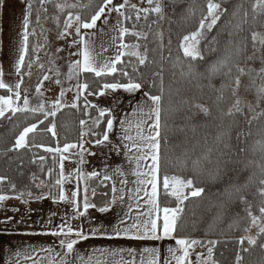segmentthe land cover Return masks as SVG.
<instances>
[{"label": "trees", "instance_id": "16d2710c", "mask_svg": "<svg viewBox=\"0 0 264 264\" xmlns=\"http://www.w3.org/2000/svg\"><path fill=\"white\" fill-rule=\"evenodd\" d=\"M256 1L258 0H215L221 3L226 12L213 29L206 32L205 39L199 45L204 59L192 62L197 73L194 77L181 75V68L174 67L175 57L179 40L183 35L195 31L200 19L206 15L207 0H161L162 19L151 11L155 3L148 4V12L125 7L124 16L128 19L123 17V27L129 31L123 43L140 45L141 54L147 48L148 61L144 65H138L136 57L125 55L121 57L122 63L117 65L116 73L101 77H96L93 73H82L80 80L81 84H88L87 93L97 95L103 90L105 83H127L128 78L122 75L123 71H127L130 77L145 85L144 91L159 95L161 87L163 88L162 108L172 110L178 106L179 101H187L183 105V111L175 112L173 118L167 120V126L162 132V136L168 137V143H161L160 175L192 178L196 187L204 189L200 197H190L184 202V210L174 235L217 241L212 251V261L216 264H237L238 252L242 256L239 264H264V248L260 247L262 238L254 246H249L246 242L241 246L239 243L246 232L244 229L251 222L247 210L250 208L256 216L264 204V194L260 191L264 188L260 184V180L264 179V172L261 171L264 160L260 144L257 143L264 142V94L261 98V114L249 127H245L246 118L243 113L232 111L233 89L236 78L240 77L238 69L247 62L252 47V33L260 30L263 23V17L257 15L254 9ZM101 3L102 0H91L87 7L78 12L81 19L90 18ZM114 3H122V0H114ZM27 4L31 5L28 13L31 24L41 9V1L27 0ZM234 12L237 15L234 16ZM157 30L160 31L158 39L155 38ZM133 33H139L140 37ZM28 39L25 59L29 56L31 46L30 38ZM226 56L229 57L227 64L214 75L210 74V66ZM188 62L185 58V72ZM133 67H138V71L133 72ZM153 82L155 86L150 87ZM0 96H8V91L0 89ZM193 105L206 106L209 114L205 116L199 113ZM229 110L232 111L231 115ZM193 112L197 114L192 116ZM186 116H192L191 121L186 120ZM97 118L102 120L96 127L95 135L88 137L90 143L100 139L109 118H101L93 107H88L80 98L76 108H63L55 117H49L43 125H39V130L30 134L29 147L19 150H10L19 131L30 123L44 120V116L28 112L17 113L11 120L0 118V176L7 178L0 182V194L34 193L35 186L30 182L33 177L47 181L51 189L49 191H55L54 195L58 197L60 190L54 182L59 178V155L45 149L55 148L57 143L62 147L66 143L79 144L82 140L80 120ZM53 122L56 125L57 141L51 133L44 130ZM191 124L196 126L194 134L189 127ZM178 126H184L185 131L180 132ZM238 133L241 134L239 139ZM32 144H42L44 147H33ZM225 144L228 145L227 148L224 147ZM209 148L212 149L210 163H205L196 173L190 162L185 166L186 155L195 158L196 155L207 153ZM221 152L225 154L223 159L228 163L226 166L222 165V171L213 179L210 173L214 172L215 162ZM40 156L45 159L41 161ZM49 169L53 170L51 174ZM96 183L98 188L95 190L96 194L91 195L92 203L103 206L110 200V185ZM102 184L105 185L104 188L100 186ZM241 196L245 198L243 202ZM96 201L102 203L97 204ZM158 201L161 207L176 206L175 198L165 194L162 187ZM242 247L249 250L244 252Z\"/></svg>", "mask_w": 264, "mask_h": 264}, {"label": "snow or ice", "instance_id": "6c2138e0", "mask_svg": "<svg viewBox=\"0 0 264 264\" xmlns=\"http://www.w3.org/2000/svg\"><path fill=\"white\" fill-rule=\"evenodd\" d=\"M43 2V0H41ZM149 4L155 3V6L151 9L152 12L158 14L161 19L163 18V6L161 0H148ZM3 3V0H0V4ZM27 4V0H25ZM128 0H123V3H114V0H102V3L95 10L94 14L90 16V18L81 19L80 15L77 14L74 17L65 21V27H72L73 20L75 21L76 32L80 35V44L81 49L79 52V56L81 57L79 60L75 61L69 67V79L72 78L73 75L79 76L80 73H94L96 77H101L105 75H112L118 71L117 65L122 63L121 57L128 55L132 57H136L138 61V65H144L148 61L147 57V48L144 50V54H141L139 51L140 45H127L123 43L125 35L128 33V29L122 27L123 21L120 20V17H124L128 19V17L124 16L125 7L127 6ZM260 6L264 7V0H259ZM88 5H81V7H87ZM57 7H61L57 5ZM135 7L134 5L132 6ZM207 13L203 16L199 21V26L195 31L189 32L188 34L183 35V37L179 40L178 51L175 57L174 67L181 68V75H187L189 77H194L197 75L195 66L192 62L197 60H203L204 56L200 50L199 45L202 40L205 39L206 32H209L213 29V27L217 24V22L222 18L226 9L221 7V3L215 2V0H207ZM256 7V6H254ZM31 9V5L27 4L24 9V19H23V33H22V44L20 48L19 58L16 62L15 68L17 73L20 72L21 66L25 61V54L27 52L28 47V27H29V11ZM144 12H148L149 9H142ZM117 14V24L113 26V30H118L120 40V45L117 48V54L112 59H102L101 53L96 52L94 43L91 39H85V35H88L86 32L84 35H81V30H92L97 28L98 22L103 20L105 24L109 23V14L111 13ZM233 15H237L236 12ZM247 13H245V16ZM139 19V16H137ZM138 38L140 37L139 33H133ZM231 35V34H230ZM257 33H252L253 41L256 40ZM117 37H113V43H115ZM146 39V37H145ZM264 43V41H261ZM171 43V41H169ZM126 49H130L125 51ZM107 51V49H104ZM163 58V57H162ZM187 58L189 61L187 64V71H184V60ZM229 57L226 56L224 59L218 60L216 63L212 64L209 68L210 74H215L223 68L227 62ZM31 67V64H29ZM241 74H243V69H238ZM138 67H133V72H137ZM231 69H229L230 73ZM228 73H226L227 75ZM122 75L128 78V82H112L103 84V89H110L113 92L117 89H123L128 93H136L142 90L145 85L139 82L138 80H134L129 76L127 71H123ZM258 75L264 78V69H261ZM44 79L47 80L48 76L45 75ZM59 83V81H57ZM236 86L238 87L240 84L239 77L236 78ZM155 84L153 82L150 87H154ZM89 86L87 83L78 85V96L83 95L84 90ZM0 88H7L9 92H12V88H10L7 84H5L2 80H0ZM21 84L17 83L15 85L16 91L14 92L15 101L13 100V96H0V118H6L11 120L17 113H28L31 112L41 113L44 116V120H38L37 123H30L28 126L23 127L19 134L15 137L14 143L12 145V149L10 150H19L23 148L29 147V137L30 134L36 133L39 128V125H43L45 120L49 117H55L57 111L60 110L61 107L65 105L62 104V98L64 96V90L60 91L59 96L52 102L51 108L46 109L44 103H40L36 107H31L29 103V97L26 94L21 93L20 91ZM36 91L40 92V85H37ZM261 91L264 92V88H261ZM161 94L155 95L149 91H143L142 99L136 103L135 108L133 109L132 116L135 117V129L136 135H129V130L133 127L132 120L127 117L120 121L121 126L123 127L125 124H128V128L124 129L123 140L131 142V148L136 149L138 155H132L129 158L136 163V168L133 169L132 175L136 176L137 179L135 183L137 187L133 189H128V200L130 201H139L143 198L139 196L141 191L144 192V196L147 197L144 200V203L149 205L150 207L146 211H139L140 204L137 203L135 205L136 211L135 216L132 218L131 223L126 222V218L133 212L132 204L127 205V210L121 209L119 214V223L113 226V233L116 237H126L129 239H153V240H163L165 238H172L175 241V245L179 246V248L170 247L167 249L168 257L165 258L163 264H172V261H175V264H191V261L188 259L189 257V249L192 248L193 245L200 244L201 241L195 239H189L187 237H177L174 234L178 228V221L180 219L181 214L183 213L184 202L187 201L190 197H200L204 192V189L201 187H196L195 182L192 178H183L178 175H160V162H161V143L163 141L164 144L168 143V137L166 135L162 136V132L167 126V120L173 118L174 113L178 111H183V105L187 103L186 100H181L178 102V106L172 110H166L162 108V100H163V88L160 89ZM92 92H89L88 95H92ZM99 95H103V91L97 93ZM177 94H179V90H177ZM233 95H235V89H233ZM22 101V103H19ZM239 101H236V104L233 107L236 111H240L239 109ZM91 107H95V105H90ZM71 107L76 108L77 105L75 101L71 104ZM194 108L198 109L199 113L204 114L205 116L209 114V109L204 105H193ZM99 116L104 117L105 113L108 112L111 115L108 109H98ZM7 114V115H6ZM197 113L193 112L192 116H195ZM232 114V111L229 110V115ZM87 115V112H85ZM192 116H186L185 119L191 121ZM163 121V122H162ZM95 125L99 124V120L96 119L93 121ZM80 125L83 128L85 125L84 120H80ZM193 134L195 133L196 126L194 124L189 125ZM113 128V119H107V127L103 132L102 139H97L95 141L96 145L103 144L104 142L109 140L108 133ZM56 125L55 123H50L44 130L51 133L53 136L56 135ZM178 130L180 132L185 131L184 126H178ZM85 133L81 132V138ZM95 135V133H93ZM241 134L238 133V139ZM219 139V137L217 138ZM260 144V151L262 153V160H264V142H257ZM33 147H44L42 144H32ZM79 147L82 152L84 151V145L81 140L79 144L76 143H66L63 145V148L60 147H47L45 150L50 153H60V173L59 178L55 180L54 185L60 186L59 191V200L63 201L66 199L64 189L62 187L65 180H67V176L64 174V161L68 159L67 156L63 155L69 151V149ZM115 148V146H113ZM126 151L125 155L129 156L131 152V148H129L128 144L124 145ZM225 148L228 147L227 144L224 145ZM147 149V151H144ZM212 149H208L207 153H201L200 155H196L195 158L192 156L186 155L184 164L190 162L191 167L194 173L200 170L205 163H210V153ZM240 151H244V149H240ZM225 154L221 152V155L217 157L215 162L214 172L210 173L212 178L215 179L220 172L222 171V165L226 166L228 161L223 159ZM55 158V157H54ZM151 159V164L148 165V171H142L140 161ZM39 159L43 161L45 157L40 156ZM81 163H83V158H81ZM53 170L49 169V174H51ZM261 171L264 172V164L261 165ZM120 176H124L125 173L117 168L115 170ZM98 173L92 172L90 176H97ZM7 178L0 176V182L5 181ZM103 179L105 181L111 179V177L107 174L104 175ZM120 184H127L126 180L119 181ZM260 184L264 185V179L260 180ZM149 185L150 191L147 187H141ZM158 186L162 187L165 194H170V196L175 198L176 206L175 207H161L158 203ZM13 189L15 185L12 186ZM239 189H237V192ZM261 193L264 194V188L260 189ZM87 192V189H85ZM112 198L107 201L103 206H97L95 203H92L88 200L87 195L84 197V202L82 205L83 210H80L79 204L76 201L77 192L73 191L71 193L72 204L76 207V217H72L70 219H75L77 217H84L86 213H88L89 209H97L100 213H107L110 211L111 206L114 204H123L125 201V189L120 188L117 189L116 185L112 186ZM96 192L93 190V195ZM29 196L32 194L29 193ZM11 197L0 194V201H5L10 199ZM16 199H21L22 202L28 203V201L23 200V193L20 196L15 197ZM44 195L36 197V199H45ZM241 201H244V197H240ZM55 202V200H54ZM15 211H19V209H14ZM261 214H264V207L259 209ZM161 213L163 214L161 216ZM247 214L251 217V223L253 225L257 224V221L260 219L252 214L250 208L247 210ZM12 217H8L3 223H8L12 220ZM91 219V217H89ZM51 223V220L49 221ZM244 231H249L248 228H245ZM52 236H62L64 239L59 241V248L63 251H56L55 255H53L54 249H40L41 252H46L47 255L44 257H37L35 259L32 258L31 255L26 254L25 259L31 260V264H136L135 255L136 252L134 249H127V253L129 256H132V260H125L121 253H123L124 249H95L90 253L81 254L79 250L75 248V246L81 242L88 240L90 237H95L97 235H105L106 231L103 226L100 227H91L86 233L83 228H74L70 222H65L61 226L58 227L57 230L51 231L49 233ZM264 235V226L259 227L257 237ZM75 237V239L71 237ZM257 237H241L239 243L241 246L244 245L245 240L249 246H254L258 243ZM111 238V237H109ZM209 244L215 245L217 241L210 240ZM261 248H264V244H260ZM249 249L242 247V251L247 252ZM36 250L33 249V252ZM213 249L208 248V257L203 261V264H208V262L212 258ZM146 254V255H145ZM16 256L19 257L20 253L17 252ZM120 256L119 260H116L115 257ZM86 257V258H85ZM237 264L242 260V256L237 253L236 256ZM13 264H20L19 259L13 262ZM139 264H160L159 253L156 248H144L140 252V262ZM199 264V258H198Z\"/></svg>", "mask_w": 264, "mask_h": 264}, {"label": "rangeland", "instance_id": "374dc122", "mask_svg": "<svg viewBox=\"0 0 264 264\" xmlns=\"http://www.w3.org/2000/svg\"><path fill=\"white\" fill-rule=\"evenodd\" d=\"M90 2L91 0H43L40 4L41 9L37 12L38 14L31 24L29 23L28 27V38H30L31 43L29 56L21 66L20 72L17 73L15 65L19 58L22 44L23 19L26 3L25 0H3V3L0 4V80L12 88L13 91L9 92L7 88L0 89L8 91V96L12 95L15 101V85L20 83V91L22 95H28L31 107H36L40 103H44L46 109H50L52 102L59 96L60 91L63 89L64 96L62 98V104L65 106L61 107L60 110L63 108H73L71 104L75 101L76 105H78L80 98H82L83 102H85L88 107H91L90 105H95L93 108L98 114V106H100V109H108L112 116L109 115L108 112L105 116L113 119V131L108 133L109 140L106 142L105 147L107 149L106 152L112 155L113 150L123 152V150H125L124 143L127 142L129 144L130 142L123 140L125 134L124 129L128 128V124L122 127L120 124L121 120L126 117L132 120L133 127L129 130L128 134L132 136L136 135L134 126L136 118L132 116V112L136 103L142 99L144 89L136 93H128L123 89H117L114 92L110 89H106L103 95H88L85 89L83 95H79V98L76 99L78 96V85L81 84L80 80L82 73H80L79 76L73 75L72 78L69 79V67L81 58L79 56L81 49L80 35L76 32L74 20L73 26L68 28L65 27V21L70 18V14L74 17L80 10L85 8L81 7V5H88ZM148 4V0H128L126 7L128 8L134 5V8L142 10L147 9ZM57 5L61 7H57ZM255 6L254 9L257 15L263 17L262 27L260 30L254 32L257 33L256 40L253 41L252 38L250 54L246 64L241 68L243 69V74L240 72V84L238 87L235 86L234 88L235 95L233 105L236 104L237 100L239 101L238 106L240 111H238V113L244 114L246 118V128L260 116L261 98L264 94V92L261 91V88H264V78L258 75L260 70L264 69V43L261 42L264 41V7L260 6L259 0L256 1ZM115 16L116 15H114V17ZM111 21L112 27L114 25L113 18ZM100 30H103V33L105 28L102 27ZM81 35H83L82 30ZM102 36L103 38H101V40L103 41L107 37V34L104 33ZM113 37L114 36H112V38ZM155 38H160V31L157 30ZM95 50L101 53V57H103L102 51L99 52L96 47ZM128 50L130 49H127V51ZM29 64H31V67H29ZM45 75L48 76L47 80L44 79ZM57 81H59V83H57ZM38 84L40 85L39 93L36 91ZM19 103H22V101ZM59 111H57V113ZM232 111L237 112L234 107H232ZM97 119L99 123L102 120L99 118ZM94 120H86L82 128V132L85 133L82 137L85 140L84 147L88 146V137L91 134L93 135L97 129L96 127L98 125L93 123ZM102 136L100 139H102ZM53 137L57 141L56 135ZM120 142L124 143L121 145ZM94 143L95 142L91 144ZM58 146L60 145L58 144ZM113 146H115V148ZM58 157L60 160V156ZM67 157L68 159L66 160L72 161L71 164L74 165L76 176L75 184L77 187L76 190H78L77 202L79 206L82 205L85 195H87L92 202L93 199L91 195L93 190L98 188V183H96L99 182L98 179L90 176L88 162L85 157L83 158V163L80 162L81 158L76 159L74 156ZM30 182L34 184L36 190L34 193H31V196L28 195L30 192H26L23 195L22 199L28 201L26 204H29V202L31 203V201H41V203L34 206L35 208H41L42 206L40 207V205L49 201H42L44 199H36V197L44 195L46 197L45 199L48 200H55L58 198L54 195L55 191H49L51 189L47 181L32 177ZM100 186L103 188L105 187L104 184ZM85 189H87V192H85ZM58 190H60V186H58ZM96 203L101 204L102 202L96 201ZM262 207H264V204ZM256 217L260 218L257 224L253 225L250 222L248 227L249 231L245 232L243 237H257L259 227L264 226V214L259 212ZM260 238H262V244H264V235L257 237L258 240ZM195 240H199L201 243L193 245L192 248L189 249L188 259L191 261V264H198L199 258V264H203V261L207 259L209 255L208 248L211 247L213 249L214 245L208 243L210 240ZM245 242L247 243L246 240ZM208 264L216 263H214L211 258Z\"/></svg>", "mask_w": 264, "mask_h": 264}, {"label": "crops", "instance_id": "0c3cea01", "mask_svg": "<svg viewBox=\"0 0 264 264\" xmlns=\"http://www.w3.org/2000/svg\"><path fill=\"white\" fill-rule=\"evenodd\" d=\"M114 15H116L114 17ZM113 18L114 25L117 24V14H109V23L105 24L103 20L98 22L97 28L92 30H82L84 35L86 32L88 35H85V39H91L94 43L96 49L100 52H103L102 59H112L117 54V48L120 45V40L118 39L119 32L118 30H113L111 27V19ZM120 20L123 21V17H120ZM123 27V23L121 25ZM105 28V31L101 28ZM107 34L105 40L102 34ZM117 37L115 43H113V38ZM107 49V51H104ZM106 89L102 90L105 92ZM99 95V94H98ZM100 106H98V109ZM107 113V112H106ZM105 113V114H106ZM112 116V115H111ZM113 131V128L112 130ZM84 139L82 142L84 145ZM87 142V141H86ZM107 142V141H106ZM104 142L103 144L96 145L88 143L87 147H84V151L77 147L69 149L68 152L63 153V155L74 156L77 158H86L88 162V171L90 173L96 172L97 176L94 178L98 179L99 182L109 183L111 187L110 200L112 198V186L116 185L117 189H125V201L123 204H114L111 206V209L107 213H100L97 209H89L88 213L84 217H77L75 219H70L76 217V207L72 204L71 193L73 191L77 192V201L78 190H76V176L74 172V165L71 164L72 161H64V174L67 176V180L63 183L62 187L64 189L66 199L63 201L58 198L54 200L44 199L42 201H49L45 204L40 205L41 208H35L36 204L41 203V201H31L29 204L22 202L21 199H16V195H7L11 197L5 201H0V264H13L14 261L19 259L20 264H31V260H26L25 255H31L33 259L37 257H44L47 255L46 252H41L40 249L52 248L54 249L53 255L56 251H63L59 248V241L64 239L62 236H52L49 233L51 231L57 230L59 226L65 222H70L74 228H83L87 233L91 227H100L106 231L105 235H97L95 237H90L88 240L79 242L75 248L81 252V254L90 253L95 249H124L125 251L121 253L125 260H132L133 257L129 256L127 249H134L136 252L135 260L136 264L140 262V252L144 248H156L159 253L160 264H163L165 258L168 257L167 249L170 247L179 248L175 245V241L172 238H165L163 240H153V239H129L126 237H116L113 233V226L119 223V214L121 209L127 210V205L132 204L133 212L126 218L127 223L132 222V218L135 216L136 209L135 205L140 204L139 211H146L150 206L144 203V200L147 197L144 196V192L141 191L139 196L142 197V200L139 201H130L128 200V189H135L137 184L135 183L137 177L132 175L133 169L136 168L135 161L131 160L129 157L132 155H138L136 149L131 148V142L129 144L126 142H120L128 144L131 148L129 156L125 155V150L123 152L114 151L113 154L106 152V147ZM57 147L58 146L57 144ZM63 148V147H60ZM144 151H147L145 149ZM59 156L60 153H55ZM142 171H148V165L151 164V159L140 161ZM60 168V167H59ZM119 168L122 170L125 175L120 176L115 170ZM60 173V172H59ZM107 174L111 179L105 181L103 179L104 175ZM126 180L127 184H120L119 181ZM141 187H147L150 191V186L145 185ZM160 187L158 186V197H159ZM157 197V199H158ZM88 200L91 202L89 197ZM82 199V198H81ZM83 200V199H82ZM84 202V200H83ZM159 203V201H158ZM83 205V203H82ZM82 205L79 206L80 210H83ZM45 207V208H43ZM14 209H19L15 211ZM163 214L161 213V216ZM8 217L13 219L8 223H3ZM91 217V219H89ZM51 220V223L49 221ZM111 237V238H109ZM75 239V237H71ZM33 249L36 251L33 252ZM19 252L20 256L17 257L16 253ZM146 255V254H145ZM86 258V257H85ZM121 257H115L116 260H119ZM172 264H175V261H172Z\"/></svg>", "mask_w": 264, "mask_h": 264}]
</instances>
